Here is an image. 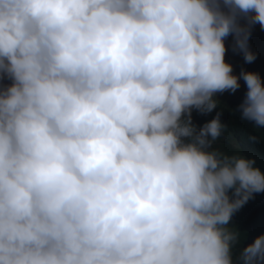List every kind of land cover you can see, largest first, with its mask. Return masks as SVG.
I'll return each mask as SVG.
<instances>
[{
  "label": "clouds",
  "instance_id": "clouds-1",
  "mask_svg": "<svg viewBox=\"0 0 264 264\" xmlns=\"http://www.w3.org/2000/svg\"><path fill=\"white\" fill-rule=\"evenodd\" d=\"M252 24L264 0H0V264H264L232 217L264 192Z\"/></svg>",
  "mask_w": 264,
  "mask_h": 264
},
{
  "label": "trees",
  "instance_id": "trees-1",
  "mask_svg": "<svg viewBox=\"0 0 264 264\" xmlns=\"http://www.w3.org/2000/svg\"><path fill=\"white\" fill-rule=\"evenodd\" d=\"M237 23L242 27L246 26V21L243 17H238ZM223 43L225 47V52L223 54L224 62L242 64L244 61L242 54L238 50H233L234 41L231 33L223 39ZM247 46L249 51L255 54V59L247 63L246 72L258 73L261 77V81L264 82V68L261 67V65L264 64V30H261L258 24L249 26ZM261 155V168L259 170L264 174V148L261 149ZM246 216L249 217L248 221L264 222V192L253 194V198L249 199L232 214V217H236L238 220ZM244 235L245 234H241L238 236L237 244L250 240V238Z\"/></svg>",
  "mask_w": 264,
  "mask_h": 264
},
{
  "label": "bare ground",
  "instance_id": "bare-ground-1",
  "mask_svg": "<svg viewBox=\"0 0 264 264\" xmlns=\"http://www.w3.org/2000/svg\"><path fill=\"white\" fill-rule=\"evenodd\" d=\"M237 97L239 96V94H238V92H237ZM235 119H239L240 117L239 116H237V117H234Z\"/></svg>",
  "mask_w": 264,
  "mask_h": 264
}]
</instances>
